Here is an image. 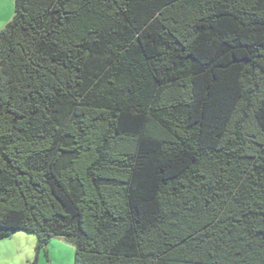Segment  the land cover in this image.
Here are the masks:
<instances>
[{
  "label": "trees",
  "instance_id": "trees-1",
  "mask_svg": "<svg viewBox=\"0 0 264 264\" xmlns=\"http://www.w3.org/2000/svg\"><path fill=\"white\" fill-rule=\"evenodd\" d=\"M74 264H264V0H15L0 31V239Z\"/></svg>",
  "mask_w": 264,
  "mask_h": 264
},
{
  "label": "rangeland",
  "instance_id": "rangeland-1",
  "mask_svg": "<svg viewBox=\"0 0 264 264\" xmlns=\"http://www.w3.org/2000/svg\"><path fill=\"white\" fill-rule=\"evenodd\" d=\"M15 0H0V31L14 16ZM37 237L14 231L0 239V264H74V246L63 237L50 239L46 251L37 250Z\"/></svg>",
  "mask_w": 264,
  "mask_h": 264
}]
</instances>
